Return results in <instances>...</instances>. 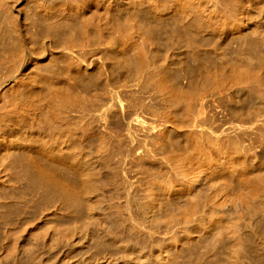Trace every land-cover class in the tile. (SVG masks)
<instances>
[{
	"label": "bare ground",
	"instance_id": "bare-ground-1",
	"mask_svg": "<svg viewBox=\"0 0 264 264\" xmlns=\"http://www.w3.org/2000/svg\"><path fill=\"white\" fill-rule=\"evenodd\" d=\"M0 264H264V0H0Z\"/></svg>",
	"mask_w": 264,
	"mask_h": 264
},
{
	"label": "rangeland",
	"instance_id": "rangeland-1",
	"mask_svg": "<svg viewBox=\"0 0 264 264\" xmlns=\"http://www.w3.org/2000/svg\"><path fill=\"white\" fill-rule=\"evenodd\" d=\"M21 6H22V5H21ZM18 22H19V24H21L23 27L26 28V25H25V19H24L23 16H19V17H18Z\"/></svg>",
	"mask_w": 264,
	"mask_h": 264
}]
</instances>
